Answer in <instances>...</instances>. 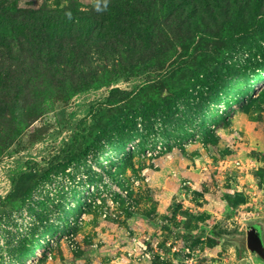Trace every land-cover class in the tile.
<instances>
[{"label":"rangeland","instance_id":"rangeland-1","mask_svg":"<svg viewBox=\"0 0 264 264\" xmlns=\"http://www.w3.org/2000/svg\"><path fill=\"white\" fill-rule=\"evenodd\" d=\"M0 202V264H264V0H0Z\"/></svg>","mask_w":264,"mask_h":264},{"label":"water","instance_id":"water-1","mask_svg":"<svg viewBox=\"0 0 264 264\" xmlns=\"http://www.w3.org/2000/svg\"><path fill=\"white\" fill-rule=\"evenodd\" d=\"M245 244L247 250L264 263V245L257 226H249L247 228Z\"/></svg>","mask_w":264,"mask_h":264},{"label":"trees","instance_id":"trees-1","mask_svg":"<svg viewBox=\"0 0 264 264\" xmlns=\"http://www.w3.org/2000/svg\"><path fill=\"white\" fill-rule=\"evenodd\" d=\"M126 96H128V95H126ZM0 204H1V202H0Z\"/></svg>","mask_w":264,"mask_h":264}]
</instances>
